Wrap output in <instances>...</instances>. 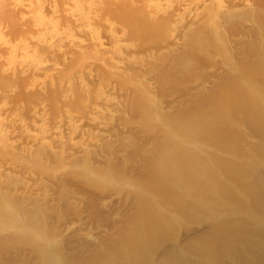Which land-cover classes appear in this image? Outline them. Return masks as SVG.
<instances>
[{
	"label": "rangeland",
	"instance_id": "374dc122",
	"mask_svg": "<svg viewBox=\"0 0 264 264\" xmlns=\"http://www.w3.org/2000/svg\"><path fill=\"white\" fill-rule=\"evenodd\" d=\"M255 47H264V0H0V196L22 198L24 214L42 212L54 243L67 242L66 258L105 248L134 214L132 182L145 180L140 170L164 138V118L219 113L227 84L253 74L264 82ZM250 131L244 140L255 145ZM96 171L115 180L88 181ZM192 224L179 232L183 245L207 229L193 224L200 232L190 234ZM20 245L11 252L31 258L34 244ZM7 247L0 264L16 254Z\"/></svg>",
	"mask_w": 264,
	"mask_h": 264
},
{
	"label": "bare ground",
	"instance_id": "6f19581e",
	"mask_svg": "<svg viewBox=\"0 0 264 264\" xmlns=\"http://www.w3.org/2000/svg\"><path fill=\"white\" fill-rule=\"evenodd\" d=\"M219 47L218 49L222 53H226L225 49ZM223 48L225 47L223 46ZM263 48L257 50L255 47L253 51L255 49L257 51L255 50L253 53L251 50V55H253L251 60L255 65L254 73H256V70L264 71ZM254 53H257L255 57ZM253 75H251L252 79L241 83H239L241 81L239 79L232 82L231 86L227 84L228 87L224 88L225 93L221 92L222 96L225 95L222 99L225 102L224 105L220 104V107L223 106L224 109L219 110V113H214L211 110L213 114L210 112L207 116V112H201L203 113L201 116L207 117L198 119L197 116L200 114L198 110L197 113H195L196 111L194 113L189 111L191 113L188 115H186L188 113L186 112L185 115L180 116L181 118L177 115L178 119L171 120V117L168 120V116L166 121L164 118L162 122L164 130L160 129L161 133L163 131L165 134L162 135L164 138L161 135L162 140L156 138L159 142H157L155 151L153 153L149 152L150 154L144 157L149 165L140 170L142 176L145 177L142 179L145 180L139 181V179L137 182H132V184L139 185L136 194L133 196L132 193L131 197L128 196L133 201L135 200L132 203L134 208H130L131 211L134 209L132 211L134 214L128 219L129 221L125 226L122 225V228H118L122 230L115 235L114 240L111 239L106 242L109 245H105L104 249L92 250L88 256L85 253H82L84 256L79 253L72 257H64L62 249L64 247L66 249L67 242H65L66 245L60 244L62 247L54 243L58 240L55 239L57 235L51 234L54 233L51 232V228L47 231L48 226L45 227V218L43 219L42 212L31 211L28 215L24 214L21 205H17L23 201L22 198L17 199L18 203H14L12 197H10L11 200L8 198L10 200L8 201L2 195V197L0 196V232L7 233V236H3L6 239L1 236L6 242L2 241L0 255H2V245L6 248L8 244L10 247L7 248L13 250L15 244H21L20 246L23 247L25 243H33L34 250H32L36 255H33L32 252V255L28 254L30 257L32 256L29 258L21 254V256H26L25 259H31L30 262L26 260L28 261V263L25 262L26 264H264V171L259 174L261 172L259 167L264 166V82H259L256 77L253 78ZM139 108L141 112H144L148 107L145 108L143 105ZM148 112L147 110L144 113V117ZM141 116L142 124H144L148 119L144 118L143 114ZM171 129L175 132L173 137L168 136L169 134L166 135ZM244 129L251 130V136L257 141L255 145H249L250 143L245 142ZM142 144L144 143L142 142ZM152 148L154 147L152 146ZM144 149L145 152L147 149ZM141 150L139 152L143 153ZM152 150L150 149V151ZM141 153H139V156H142ZM135 155L137 156V154ZM131 158H134V156ZM135 162L137 161L133 163ZM140 162L142 163V161ZM140 162L138 161V164L135 165H139ZM135 172L137 173V171ZM93 173L92 176H87L88 181L94 182L98 181L99 178L102 179L103 176L105 177L104 174L102 177L97 176L102 174L100 171L97 174ZM114 178L106 176L104 182L109 179L110 183L112 179L115 180ZM126 187H130V185ZM132 187L134 188V186ZM13 197L15 198V196ZM128 197H126V201ZM130 202L129 204H131ZM125 203L128 204V202ZM128 205H126V209ZM130 209L128 208V210ZM47 216L45 217L47 218ZM49 221L47 222L49 223ZM192 223L199 227L203 224L206 225L205 233L201 234L200 229L197 227V230H199H196V232V228ZM189 224H192L190 226H194V228H191L192 232L191 230H188V232L191 234L194 230L198 234L200 232V235L196 238L197 234L194 232L195 236H192V234L191 238L195 237L196 240L192 241L188 237L189 233L184 231L188 235V238H185L189 239L190 243L183 245L186 241L181 244L178 235L180 230H185V227ZM186 229H190V227L188 226ZM13 232L17 233V237H13ZM81 244L84 245L85 243ZM86 247L84 245L85 249ZM91 248L93 249V247ZM17 249L15 247V251L12 252L11 249L9 251L5 250L8 251V255L9 252L14 254ZM22 249L24 252V248ZM67 251L66 254L71 253ZM18 253L22 252H16L17 256ZM86 253L88 254V250ZM158 255L160 256L158 257ZM4 256L6 257V255ZM15 256L9 259L6 257L8 259H5L6 264L24 263L21 260L18 261V257L15 258ZM21 256L19 255L20 258ZM159 258L163 260L160 262Z\"/></svg>",
	"mask_w": 264,
	"mask_h": 264
}]
</instances>
